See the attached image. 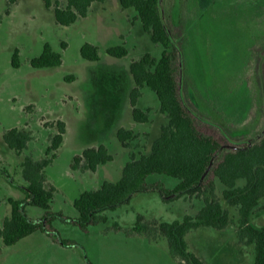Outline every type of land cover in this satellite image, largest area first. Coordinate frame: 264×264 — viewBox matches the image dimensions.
<instances>
[{
    "label": "rangeland",
    "instance_id": "obj_1",
    "mask_svg": "<svg viewBox=\"0 0 264 264\" xmlns=\"http://www.w3.org/2000/svg\"><path fill=\"white\" fill-rule=\"evenodd\" d=\"M8 4L9 0H0V226L9 214L8 199L24 198L22 156L44 158L57 121L65 124L66 131L56 158L45 169L47 185L56 190L49 210L56 214L48 223L52 235L36 232L10 247L0 242V264H181L169 255L165 239L152 243L113 228L130 229L137 215L180 221L201 208L195 199L164 201L155 190L142 192L105 212V223L86 229L73 224L77 217L73 202L79 194L118 181L131 153H145L165 123L152 91L143 89L137 103L141 110H150L147 124L133 121L129 99L133 87L129 65L145 53L158 58L161 48L132 20L134 11L122 10L118 0L92 4L85 18L67 27L55 23L52 10L41 0ZM162 12L173 28L184 19L192 25L182 57L180 91L188 109L204 123L220 126L230 144L258 140L264 135V0H162ZM45 43L61 55L62 64L34 69L30 60L41 54ZM85 43L97 47L98 62L81 58ZM121 44L127 56L107 55V48ZM15 49L17 69L11 66ZM12 128L31 132L21 157L3 141V134ZM120 128L139 136L130 149L117 140ZM98 145L107 148L113 157L110 163L96 172L70 168L75 156ZM149 181L167 189L178 183L163 175H153ZM228 210L235 222V210ZM25 213L34 221L45 215L34 206H26ZM252 222L264 225V211L257 212ZM59 239L77 246L64 247ZM185 239L204 264L253 262L252 248L237 242L234 223L222 231L200 228Z\"/></svg>",
    "mask_w": 264,
    "mask_h": 264
},
{
    "label": "trees",
    "instance_id": "obj_2",
    "mask_svg": "<svg viewBox=\"0 0 264 264\" xmlns=\"http://www.w3.org/2000/svg\"><path fill=\"white\" fill-rule=\"evenodd\" d=\"M41 1L46 9L52 10L55 23L67 27L85 18L92 4H102L106 0ZM14 2L9 0L8 5ZM118 2L122 10L134 11L132 20L138 21L151 42L161 48L158 58L145 53L129 65L133 84L129 95L132 119L139 124L149 122L150 110L137 107L142 90L149 89L157 98L158 111L165 123L160 126L158 136L145 153L138 156L131 153L118 181H106L98 189L79 194L73 202L77 213L73 224L86 229L90 225L105 223V212L128 204L138 193L155 190L164 201L195 199L202 206L195 215H186L180 221L163 222L137 215L130 229L121 230L116 226L113 229L124 231L127 236H143L152 243L165 239L169 255L181 264H204L189 250L186 236L200 228L222 231L234 223L237 242L252 248V264H264V225L257 226L252 222L257 212L264 211V135L258 140L230 144L224 132L219 130L220 126L215 128L204 123L182 100L181 61L184 47L191 40L188 31L191 32L192 25L185 24L184 19L173 28L169 17L162 12V0ZM106 53L121 59L127 56L128 50L121 44L107 48ZM80 56L89 62L99 61L97 47L88 43L80 48ZM61 64V55L47 43L41 54L30 60L34 69L56 68ZM11 66L14 69L20 66L17 49L12 54ZM54 126L56 132L50 136L45 156L40 160H34L31 155L22 156L32 140L30 131L12 128L3 134L8 149L22 156L21 177L26 183L23 199H8L9 214L0 226L3 247L13 246L36 232L52 235L48 223L56 214L49 210L56 190L47 185L45 169L56 158L66 131L61 121ZM116 137L125 149H130L139 138L132 130L123 128L116 131ZM112 160L107 148L98 145L88 147L75 156L70 168L81 173L96 172ZM153 175L168 176L178 180V183L167 189L160 182H150ZM26 206L44 210V217L35 221L29 219L25 213ZM228 208L235 210V222ZM59 242L64 247L77 246L67 240L59 239Z\"/></svg>",
    "mask_w": 264,
    "mask_h": 264
},
{
    "label": "water",
    "instance_id": "obj_3",
    "mask_svg": "<svg viewBox=\"0 0 264 264\" xmlns=\"http://www.w3.org/2000/svg\"><path fill=\"white\" fill-rule=\"evenodd\" d=\"M181 65H182V61H181ZM180 80H181V83H182V69H181V78H180Z\"/></svg>",
    "mask_w": 264,
    "mask_h": 264
}]
</instances>
